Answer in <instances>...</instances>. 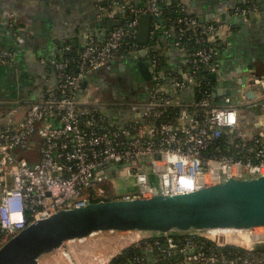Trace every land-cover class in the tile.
<instances>
[{"label":"built area","instance_id":"obj_1","mask_svg":"<svg viewBox=\"0 0 264 264\" xmlns=\"http://www.w3.org/2000/svg\"><path fill=\"white\" fill-rule=\"evenodd\" d=\"M144 1L142 6L131 0L101 4L103 13L115 9L127 12L125 23L133 30L121 25L102 41L91 38L79 50L75 65L70 58H52L48 64L53 79L48 80L42 98L28 102L21 117L19 104L0 115V248L34 220L94 200H108L105 186L113 176L135 177L138 191L118 196L113 190L109 199L152 196V174L161 178L167 194L193 192L231 177L264 175V141L258 136L243 138L237 131L238 108L230 98L226 99L228 105L215 104L210 82L201 79L202 70L217 73L220 69L214 46L199 47L188 57L181 41L174 39L184 57L169 71L158 69L157 57L152 59L154 86L145 100L124 101L110 108L91 92V83L80 92L92 72L118 59L128 34L137 37L142 14L164 17L165 8L174 3L179 16L171 25L179 39L188 30L197 32V41L207 37L217 42L224 35L217 22H202L190 10L188 0ZM236 10L244 15L257 12L259 0H243ZM14 61V51L0 49V66H12ZM189 92L194 97L184 101L182 94ZM224 134L241 137L235 144L237 152H225ZM24 150L29 151L31 160ZM231 230L242 245L217 241L212 230L209 234H158L154 242L136 232L133 244L142 246L146 256L158 249L163 257L182 258L181 264H264V254L252 252L254 243L264 242V226ZM196 234L215 246L206 248L193 237ZM229 244L252 253L228 257L220 248Z\"/></svg>","mask_w":264,"mask_h":264},{"label":"crops","instance_id":"obj_2","mask_svg":"<svg viewBox=\"0 0 264 264\" xmlns=\"http://www.w3.org/2000/svg\"><path fill=\"white\" fill-rule=\"evenodd\" d=\"M131 1L136 6L145 4L144 0ZM103 2L0 0V49L9 48L15 53L12 66H0V115L19 104L18 117H21L28 102L42 98L50 85L49 81L53 79V70L48 64L52 58L63 56L65 50L71 48H83L91 38L102 41L107 37V22L116 19L115 14L120 11L101 12L99 6ZM242 2L188 0L190 10L202 22H217L224 31L217 56L220 69L215 79L211 77L210 83L215 104L228 105L226 99L230 98L231 104L238 108V133L246 140L258 136L264 141V94L260 90L261 85L264 88V0H259L257 12L247 15L236 10ZM120 13L121 18L126 20L128 16ZM154 23L152 34L158 33L159 39L149 49L148 56L151 58L154 52L159 51L168 57L169 65L176 66L184 56L174 44L172 25L169 21L160 25ZM124 53L118 60L123 59ZM115 73L109 64L92 72L90 83H102L108 76H115ZM136 74L143 85H138L137 89L134 85L130 89L116 85L113 90L108 87L101 92L98 86H92L97 89L101 102L110 108L118 107L124 101L145 100L154 82L144 81L138 71ZM243 78L249 79L245 85L242 84ZM250 80H255V83ZM193 97L192 92L181 96L184 101ZM112 232L120 231L97 232L85 238L66 241L61 248L43 255L39 264H107L114 255L137 240L135 231H122L130 233V236L123 235L124 238L115 241L120 240L127 245L114 254H107L112 244L108 233ZM147 257L154 264L152 255L148 254Z\"/></svg>","mask_w":264,"mask_h":264},{"label":"water","instance_id":"obj_3","mask_svg":"<svg viewBox=\"0 0 264 264\" xmlns=\"http://www.w3.org/2000/svg\"><path fill=\"white\" fill-rule=\"evenodd\" d=\"M115 18L108 20L106 32L110 33L121 25L133 30L125 23L127 19L121 18L120 12L115 14ZM139 19L137 44H131L122 60L112 61L110 69L127 76L138 71L142 79L149 82L153 75L148 51L159 39L158 33L152 34V27L154 22L160 25L169 20L152 14H142ZM210 76L215 79L217 75L210 73ZM90 79L91 76L84 80L81 93L87 89ZM247 80L243 78L242 84H247ZM251 82L255 83V80ZM133 85L138 88L136 80ZM260 90L264 94L262 85ZM118 178L124 182L126 193L138 191L135 177L118 176L115 181ZM150 184L154 188L150 197L94 201L83 207L59 210L34 221L0 248V264H39L43 255L61 248L66 241L97 232L135 231L155 237L158 234H192L214 229L264 226V175L231 177L182 194L165 193L161 178L155 174L150 176ZM263 246L264 242L253 245L254 249Z\"/></svg>","mask_w":264,"mask_h":264},{"label":"trees","instance_id":"obj_4","mask_svg":"<svg viewBox=\"0 0 264 264\" xmlns=\"http://www.w3.org/2000/svg\"><path fill=\"white\" fill-rule=\"evenodd\" d=\"M114 1L115 0H104L103 4L111 5ZM177 9L178 7L174 3L168 5L165 8L164 18L168 19L170 24L177 16H179ZM125 14L128 16L127 12ZM198 36L199 35L197 34V32H194L193 30H188L187 32H185V34L180 39H179V36L177 35H175L174 38L176 40L181 41L180 47L187 50L188 57L192 55V53L197 49V47L199 48V47L214 46L215 48H217V50H219L220 41L210 42L207 40V37H205L206 39L204 41H197ZM132 43L137 44V37L132 38V36L128 34L127 37L125 38V42L122 45L120 53H124L125 51H127L131 47ZM79 50L71 48L69 50H65V52L63 53V56H58V57L59 58L60 57L70 58L73 60V65H75L78 60ZM155 57H157V60H158V66H157L158 69H164L166 71L172 70V66L168 64V60H167L168 57L166 55H164L163 53H160L159 51H156L152 54L151 58L154 59ZM75 71H76V68H75ZM200 76H201V79L204 81V83L208 81L211 83L212 78L210 76V73H207L204 70H202L200 72ZM222 139H223L222 142H223V147L225 148V152L229 154H233L237 152V150H239L235 147V144L241 140V137H237L235 134L234 135L224 134ZM22 152L25 156L29 158V160L32 159L30 157V153L28 150H24ZM177 237H182V235H178ZM193 237H195L196 239H200L201 242H204V246H206V248L213 246V245L215 246V243H213L210 240L205 239L202 236H199L196 234ZM160 238H161V242H164V237L161 236ZM146 241L154 242L155 237H148L146 238ZM220 250L223 251V253H225L226 256L228 257L247 255L252 252L253 254H264V246L257 247L252 252H248L245 248L241 246L229 244L223 248H220ZM160 252H161L160 250L155 249L152 251V253H148L149 255H152L153 259H156V262L154 260V264H181L183 261L182 258L180 257H173V258L163 257V255H161ZM138 257L139 258L143 257L144 260L141 262H138L137 260L139 259ZM109 264H151V262L147 258L146 253L143 250L142 246H138L137 244H131L125 247L124 249H122L121 252H119L116 256H114Z\"/></svg>","mask_w":264,"mask_h":264},{"label":"rangeland","instance_id":"obj_5","mask_svg":"<svg viewBox=\"0 0 264 264\" xmlns=\"http://www.w3.org/2000/svg\"><path fill=\"white\" fill-rule=\"evenodd\" d=\"M92 85L93 86H99V84L98 83H96V82H92ZM92 86V88H91V92L93 93V94H96V88L95 87H93ZM101 92H103V91H101ZM123 172H126V169H123ZM115 178H117V177H112V179H111V181L110 182H107L106 183V186H105V188H106V190H107V192H108V194H110L109 195V197L107 198V199H109L110 197H111V194H112V191L114 190V192H115V194L116 195H118V196H123L124 194H126V190H125V187H124V185H123V183L124 182H122L119 178L115 181ZM117 198H119V197H117ZM34 221H36V220H34ZM33 221V222H34ZM33 222H31V223H33ZM30 223V224H31ZM29 225V224H28ZM27 225V226H28ZM257 230H263L262 228H258ZM108 232V231H107ZM19 233V232H18ZM18 233H16L15 235H17ZM208 232H203V234H207ZM109 234V237H110V239H109V241H111V246L108 248V252H106L107 254L109 253V254H114V253H116L117 251H120V249L122 248V247H124V246H126L127 244H126V242L125 243H123V242H120V240H118V241H115V239H121L122 237L124 238V236L123 235H125V236H127V237H129L130 236V233H120V232H112V233H108ZM110 234H112V235H110ZM143 234V233H142ZM209 234V233H208ZM15 235H13L12 237H14ZM102 235V234H101ZM118 235V237H116ZM98 236V235H97ZM97 236H95V237H97ZM12 237H10L6 242H8ZM136 237V236H135ZM134 237V238H135ZM116 242V243H115ZM130 242V241H129ZM105 253V254H106Z\"/></svg>","mask_w":264,"mask_h":264},{"label":"flooded vegetation","instance_id":"obj_6","mask_svg":"<svg viewBox=\"0 0 264 264\" xmlns=\"http://www.w3.org/2000/svg\"><path fill=\"white\" fill-rule=\"evenodd\" d=\"M114 75L115 76H110V77L108 76V78L104 79L102 83H99L98 89L104 91L106 90V88L109 87L110 89L113 90V88H115L116 85H119L121 88L124 87L130 89V87H132L135 80L138 83L141 82L137 77L136 71L132 72L130 76L125 75V73L123 75V72H117ZM138 85L143 86L142 83L141 84L139 83Z\"/></svg>","mask_w":264,"mask_h":264},{"label":"bare ground","instance_id":"obj_7","mask_svg":"<svg viewBox=\"0 0 264 264\" xmlns=\"http://www.w3.org/2000/svg\"><path fill=\"white\" fill-rule=\"evenodd\" d=\"M171 21V20H170ZM198 48V47H197ZM233 232L231 229H214L211 231L212 238H215L217 241L225 242V243H235L238 245H242L239 243L236 238L232 235ZM247 244H244L243 246H246Z\"/></svg>","mask_w":264,"mask_h":264}]
</instances>
